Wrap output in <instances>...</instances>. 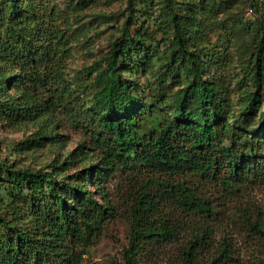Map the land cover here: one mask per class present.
Segmentation results:
<instances>
[{"label": "trees", "instance_id": "16d2710c", "mask_svg": "<svg viewBox=\"0 0 264 264\" xmlns=\"http://www.w3.org/2000/svg\"><path fill=\"white\" fill-rule=\"evenodd\" d=\"M153 1H127L101 69L91 81L85 69L72 86L77 30L66 11L55 0H0V118L21 126L47 115L57 125L63 116L84 134L47 171L0 158V264H80L117 219V179L131 229L121 261L109 264H264V211L225 209L264 186V18L246 29L231 101L234 33L224 46L199 45L203 5L209 13L229 3L164 0L155 17ZM89 82L91 108L79 95ZM89 159L96 166L82 165Z\"/></svg>", "mask_w": 264, "mask_h": 264}, {"label": "rangeland", "instance_id": "374dc122", "mask_svg": "<svg viewBox=\"0 0 264 264\" xmlns=\"http://www.w3.org/2000/svg\"><path fill=\"white\" fill-rule=\"evenodd\" d=\"M69 17L71 26L76 28L77 33L72 44L71 59L67 61V80L75 85L76 81L82 78V73L88 69L90 74L86 80L91 81L103 65V59L108 51V44L113 37L117 36L118 30L125 19L126 6L128 0H55ZM175 3H182L188 0H172ZM213 3L226 1L229 8L218 9L203 5L204 12L200 13L199 20L204 24L207 36L200 42V47L209 49L212 46L226 45L227 33H234L233 45V68L230 74L234 77L229 80L226 91V98L234 101L237 95L236 80L242 76V66L246 60L245 46L249 37L246 29L254 25L255 19L261 15L264 18V0H254L257 11L250 7L249 0H210ZM153 13L156 16L162 15L164 0H154ZM244 26V27H243ZM153 66L150 71L160 73L158 66ZM213 69L208 73H213ZM142 82H146L144 76L137 75ZM152 77V73H146ZM153 79V78H151ZM79 92L87 108H91L89 101L91 96L90 88ZM87 86V87H88ZM225 99V98H224ZM57 123L53 117L44 115L39 117L37 123H27L21 126L7 125L0 118V158L15 169L29 168L38 170L44 168L49 170V165L59 166L63 157L73 152L84 134L76 131L69 122L60 116ZM19 145V146H17ZM82 161V159H78ZM97 164V160H87L82 165ZM77 162L71 165L73 171ZM123 181L115 180L112 188V198L117 204V219L109 223L104 230L100 240L83 255L80 264H109L121 261V253L127 247L130 234V219L128 201L123 199L120 190H124ZM118 191V192H117ZM210 193L209 190H206ZM205 194V193H204ZM241 195L225 205L228 209V216L232 215V210L236 207H246L249 205L258 207L264 211V186L249 189L241 192ZM228 230V237L238 248L243 245L242 237L232 234ZM220 237V233H217ZM145 264H159L158 258H146Z\"/></svg>", "mask_w": 264, "mask_h": 264}]
</instances>
